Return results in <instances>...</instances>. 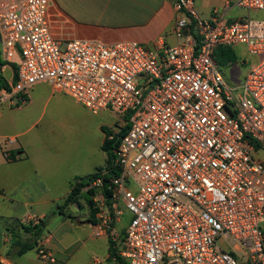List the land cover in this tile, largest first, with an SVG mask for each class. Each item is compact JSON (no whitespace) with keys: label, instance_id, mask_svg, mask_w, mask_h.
I'll list each match as a JSON object with an SVG mask.
<instances>
[{"label":"built area","instance_id":"2783aa9c","mask_svg":"<svg viewBox=\"0 0 264 264\" xmlns=\"http://www.w3.org/2000/svg\"><path fill=\"white\" fill-rule=\"evenodd\" d=\"M234 5L264 11V0ZM48 8L49 0H0V58L19 60L16 81L0 87V112L25 106L30 90L48 83L93 114L118 113L126 129L114 151L119 174L92 183L95 235L116 241L126 211L118 252L126 264H240L221 237L246 251L244 264H264V161L254 146L264 142V19L204 20L194 0H174L175 44L74 39L63 49ZM221 45L260 57L237 101L213 60ZM48 241L38 257L55 263Z\"/></svg>","mask_w":264,"mask_h":264},{"label":"crops","instance_id":"0c3cea01","mask_svg":"<svg viewBox=\"0 0 264 264\" xmlns=\"http://www.w3.org/2000/svg\"><path fill=\"white\" fill-rule=\"evenodd\" d=\"M117 1L121 2V5L113 8L111 5L113 0H109L106 8L96 10L92 17L77 21L60 8L55 0H49L48 17L54 38L65 36L72 40H102L107 43L136 41L145 43L143 45L148 48H151L148 44L154 47V44L161 39L166 44L176 43L172 35L176 18L174 0ZM234 1L194 0V4L198 15L204 20H212L216 16L230 24L250 18V13L255 10L238 8L234 5ZM215 11L217 14L214 13ZM112 19H115L114 22H111ZM259 59L260 57L251 55L245 45L216 47L214 63L236 101L240 97L247 73ZM238 62L244 66V71L238 69ZM225 67L231 69L229 74L224 72ZM8 68L11 70L10 79H12L13 65L3 66V74ZM14 109L24 110L34 118L20 137L14 136L16 139L14 144L0 147V200L10 204L9 207L5 204L4 208L0 207V264H35L37 259L50 263L38 257V246L41 241L48 238L47 248L54 255L52 236L40 238L44 227L42 232L36 235L26 232L23 225H28L27 219L41 218L45 221L44 218L55 209L66 218L65 210L74 204L65 208L63 214L60 212V205L70 194L73 181L88 177L99 167L105 166L107 154L102 149L106 138L104 129L118 133L122 129V124L121 121L109 123L106 120L110 114L117 117V112L104 110L93 114L71 96L54 92L48 83L35 85L29 92L28 103ZM3 110L0 112V119ZM28 133L30 135L26 138ZM259 145L260 148L256 150L255 155L264 161V156L259 155L260 152H264V142ZM6 151L14 159H8L5 156ZM92 183L83 188V193L88 190L93 191L91 195L93 206H90L84 198H81L77 204L84 201L89 205V218L86 222L95 230V224L91 221V212L92 209L96 211L95 223H97L101 206L100 191ZM13 206L15 212L9 214L13 216H6L9 208ZM125 213L126 211L115 223L116 241L108 234L102 235L109 243L107 260L115 264H126L118 256V252L123 247L126 230L120 229L119 225ZM34 241L33 248L20 253L24 245ZM112 244L113 248L117 249V255L110 258ZM35 245L36 255H32L31 250ZM56 263L57 259L51 264Z\"/></svg>","mask_w":264,"mask_h":264},{"label":"rangeland","instance_id":"374dc122","mask_svg":"<svg viewBox=\"0 0 264 264\" xmlns=\"http://www.w3.org/2000/svg\"><path fill=\"white\" fill-rule=\"evenodd\" d=\"M60 8L69 14L75 20H83L88 17H92L94 12L98 9L106 8L109 0H55ZM113 8L121 5V2L113 0L111 4ZM251 19H264V11H252L250 13ZM114 22L115 19H112ZM108 22V21H106ZM68 28V27H67ZM66 28V29H67ZM67 36V35H66ZM68 38V39H67ZM57 40L61 42L62 48L66 47L70 37H57ZM102 41V40H99ZM105 42V41H102ZM107 43V42H105ZM145 44V43H143ZM152 48L151 44H148ZM241 58V57H240ZM18 58L15 59L13 66L18 63ZM239 63V62H238ZM238 69L244 71V66L238 64ZM230 68L225 67L224 72L229 74ZM4 75L10 79L11 70L8 68L4 71ZM118 115V113H116ZM34 117H30L28 112L18 109H5L3 110V116L0 119V137L3 140L14 136L20 137V134L27 130L29 122ZM37 118V117H36ZM107 122L114 123L116 120L120 122L119 115L115 117L113 114L107 117ZM30 133L25 136L26 138ZM1 141V142H2ZM260 156H264V152L259 153ZM4 204L8 207L9 203H4L0 200V207L4 208ZM81 204V206H80ZM80 204H74L65 210L67 216L64 218L59 214L58 209L51 212L48 217H45L46 226L43 228V233L40 238L52 236V246L54 248V255L57 259L56 264H115L107 260L109 243L107 238L103 236H96L94 227L88 224L86 221L89 218V205L86 202H80ZM15 209L9 208L6 216H13ZM68 217H71L70 219ZM130 213L126 212L122 222L119 225L120 229H126L128 221L130 219ZM41 219V218H39ZM39 223L38 219H27L26 223ZM94 230V231H93ZM219 245L226 251L235 254L240 264H244L246 260V251L242 248H236L234 243L228 237H221L218 241ZM32 255H36V245L31 250ZM100 262V263H97ZM35 264H51L44 263L38 259Z\"/></svg>","mask_w":264,"mask_h":264},{"label":"trees","instance_id":"16d2710c","mask_svg":"<svg viewBox=\"0 0 264 264\" xmlns=\"http://www.w3.org/2000/svg\"><path fill=\"white\" fill-rule=\"evenodd\" d=\"M6 63H4L0 58V87L7 86V80L3 74V66H5ZM13 81L15 82L17 79L16 76V66H13ZM126 129H122L118 133H114L113 131L109 129H104V132L106 134V138L104 141V144L102 146L103 151L107 154V160L106 164L103 167H99L97 171L89 175L88 177L76 179L72 183V190L68 197L66 198L65 202L60 205V212L63 214V210L67 208L71 204L79 203V200L81 198H84L90 206H93V201L91 199V195L93 194L92 190H88L86 193H83V188L90 185L95 179L102 177L104 183H108L112 176H117L119 174L118 167L115 166V149L118 147L120 143V139L125 133ZM255 149L258 150L260 148L259 143L254 144ZM8 159H14V157L9 154V156H6ZM104 171H107V173H104ZM95 214L96 211L92 209L91 212V221L96 224L95 222ZM39 223H30L28 225H23V229L26 232L34 233L36 235H39L42 232V228L46 226V223L44 220L38 219ZM264 229V228H263ZM35 244V241L33 243H27L24 245L23 249L20 251V253H24L28 251L29 249L33 248ZM117 255V249L113 248V244L110 246V258H113ZM120 261V258H118ZM121 262V261H120Z\"/></svg>","mask_w":264,"mask_h":264}]
</instances>
